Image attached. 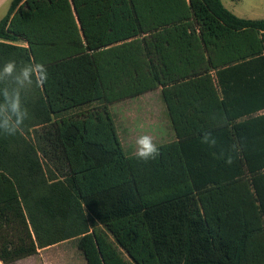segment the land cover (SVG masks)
I'll use <instances>...</instances> for the list:
<instances>
[{
    "label": "trees",
    "instance_id": "obj_1",
    "mask_svg": "<svg viewBox=\"0 0 264 264\" xmlns=\"http://www.w3.org/2000/svg\"><path fill=\"white\" fill-rule=\"evenodd\" d=\"M156 90L176 140L145 162L109 106ZM6 92L29 119L0 128V263L78 240L87 264H264V19L222 0H12Z\"/></svg>",
    "mask_w": 264,
    "mask_h": 264
},
{
    "label": "rangeland",
    "instance_id": "obj_2",
    "mask_svg": "<svg viewBox=\"0 0 264 264\" xmlns=\"http://www.w3.org/2000/svg\"><path fill=\"white\" fill-rule=\"evenodd\" d=\"M100 107V103H94L76 109L72 113L80 114ZM109 110L116 120L118 130L125 143L126 154L128 155L134 154L130 150L136 145V141L141 135H149L151 133L154 139H157L155 142L176 140L166 105L161 96V90L112 104L109 106ZM127 112H132L137 117H133L132 121L128 122L126 121ZM129 126L135 130H130L129 132V129H127ZM14 264H87V261L79 250L78 240H71L40 250L37 255Z\"/></svg>",
    "mask_w": 264,
    "mask_h": 264
},
{
    "label": "clouds",
    "instance_id": "obj_3",
    "mask_svg": "<svg viewBox=\"0 0 264 264\" xmlns=\"http://www.w3.org/2000/svg\"><path fill=\"white\" fill-rule=\"evenodd\" d=\"M18 64L15 60H8L2 65L3 76L11 77L17 70ZM20 77L23 81H27L32 87H42L48 80V71L44 64L37 62H30L23 64L20 70ZM20 77L17 80L20 81ZM22 82V81H20ZM32 89V88H31ZM5 108L8 109L5 112ZM0 115L4 116L2 122H0V128H3L7 133V136H16L22 134L24 131V124L29 119V110L25 104L21 102L19 93L17 92L13 96H9L5 93V103L0 104ZM222 122L219 125H223L227 122V117L223 112H220ZM209 137H212L209 140ZM202 143L214 146L216 144L215 138L210 132H205L202 137ZM235 147V145H233ZM160 154L159 148L150 135H141L136 141V151L134 153L137 159L142 161L155 160ZM231 163V157L226 161Z\"/></svg>",
    "mask_w": 264,
    "mask_h": 264
},
{
    "label": "crops",
    "instance_id": "obj_4",
    "mask_svg": "<svg viewBox=\"0 0 264 264\" xmlns=\"http://www.w3.org/2000/svg\"><path fill=\"white\" fill-rule=\"evenodd\" d=\"M11 1L12 0H0V22L7 15ZM222 2L228 10H230L232 13H234L236 16L240 18L254 19V20L264 19V0H222ZM126 115H127L126 121L128 122H131L133 117H137V116H134L132 112H127ZM115 123H116V120H115ZM116 127L118 130L117 123H116ZM127 129H129V132L130 130H135L133 127H130V126L129 128L127 127ZM118 133H119L123 148L125 150L126 149L125 143L123 141V138L121 137V133L119 132V130H118ZM149 135L153 136V134L151 133ZM153 140L155 142V140L157 139H154V136H153ZM168 142H171V141L155 142V143L157 146H159V145H162ZM131 149L132 150L130 151L135 153L136 145H134Z\"/></svg>",
    "mask_w": 264,
    "mask_h": 264
}]
</instances>
